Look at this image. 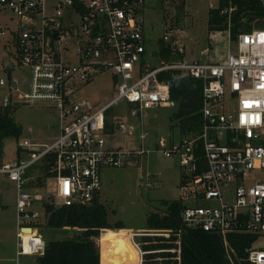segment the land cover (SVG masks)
<instances>
[{
  "label": "built area",
  "instance_id": "1",
  "mask_svg": "<svg viewBox=\"0 0 264 264\" xmlns=\"http://www.w3.org/2000/svg\"><path fill=\"white\" fill-rule=\"evenodd\" d=\"M144 1L0 0V11L17 17L11 29L0 24V35L9 34L18 65L30 70L27 89L11 75L1 105L43 103L55 109L60 121V131L50 142L19 141L17 152L25 150L26 156L0 165V172L17 186L16 254L44 252L40 230L44 202L88 204L99 194L103 167L136 164L151 150L144 113L174 104L168 82L159 75L175 69L202 81L198 131L154 140L164 156L179 159L178 199L185 203L182 226L217 233L232 264L230 235H252L247 259L250 264H264V28L254 26L231 40L228 27L226 39L235 43V50L218 61H201L185 57L179 30L171 23L161 41L177 59L149 66ZM232 10H220L227 13L228 26ZM105 69L113 72L116 97L98 108L78 99L75 93L81 84ZM0 84L5 81L0 79ZM122 99L138 119L137 128L107 118L106 111ZM106 127L111 133L115 128L125 134L136 132V138L131 145H109ZM36 163L44 169L39 176L51 174L44 180L46 198L22 190L28 167ZM142 177L146 186H153L150 171L142 170ZM198 200L206 204H195ZM127 234L135 264H181V242L174 229H129ZM143 237H161L172 245L146 248Z\"/></svg>",
  "mask_w": 264,
  "mask_h": 264
},
{
  "label": "rangeland",
  "instance_id": "2",
  "mask_svg": "<svg viewBox=\"0 0 264 264\" xmlns=\"http://www.w3.org/2000/svg\"><path fill=\"white\" fill-rule=\"evenodd\" d=\"M48 4L52 0H47ZM218 4V0H145L143 13L145 17V61L149 66H156L162 60L161 38L166 26L172 21L179 30V36L184 44L185 57L204 61L208 59L209 47L208 19L209 10ZM51 9L48 7V12ZM17 17L9 11H0V24L11 29ZM252 26H257L252 21ZM227 36H217L215 54L235 50V43L226 39ZM232 40V39H231ZM177 59V58H176ZM7 66L11 67V75L17 78L22 89H27L30 81V70L27 66L18 65L15 49L8 33L0 35V79L5 84H0V105L9 92ZM117 95V86L112 70L105 69L94 74L93 78L81 84L75 96L78 99L89 101L95 108L110 102ZM173 107H157L147 109L144 113V129L150 138L151 150L141 157L136 164L124 166H106L101 170L102 183L100 186V201L108 209L109 222L122 221L127 228L142 229L147 227L146 216L150 211H162L165 206L162 200H171L179 197L181 167L177 156H164L162 150L156 147L153 138L164 136L170 139L179 137L176 128L172 127L173 121L169 115ZM12 116L22 126L18 137L8 136L0 140V165L9 164L17 157H25L26 151L17 152L18 142L24 139L35 142H50L60 131V121L57 112L43 103H30L15 105ZM110 121L123 120L136 128L138 119L131 116L129 103L122 99L110 107L107 115ZM109 145L133 144L136 132L125 134L117 128L111 133L104 134ZM142 170H148L154 175L152 187L145 184ZM44 172L40 163L28 167L26 181L22 190L40 193L47 197V188L36 184V177ZM47 186H50L48 184ZM17 186L7 174L0 172V264H36L35 254H16V208L15 200ZM195 204H206L198 200ZM107 230V229H106ZM42 234L47 239L74 238L82 229L80 228H50L42 226ZM107 236L114 235L121 230H113V234L103 233ZM127 233V230H122ZM98 243L100 246V238ZM129 237V235H128ZM123 239V238H122ZM122 239L114 240L116 244ZM128 240V239H127ZM129 243V242H128ZM114 244V243H113ZM130 245V243H129ZM114 249V245H112ZM129 252L133 249H129ZM114 255V254H111ZM114 258V256H113ZM127 260L125 259V262ZM114 263L124 264L122 260L114 258Z\"/></svg>",
  "mask_w": 264,
  "mask_h": 264
},
{
  "label": "trees",
  "instance_id": "3",
  "mask_svg": "<svg viewBox=\"0 0 264 264\" xmlns=\"http://www.w3.org/2000/svg\"><path fill=\"white\" fill-rule=\"evenodd\" d=\"M233 7L230 12V26L227 23V13H221L222 8ZM252 21L257 22L259 28H264V3L262 0H219L218 6L209 10L208 29L209 60L218 61L226 53L215 54L217 36L226 37V29H230V37L234 40L238 33L247 32L252 27ZM175 24L174 21H172ZM161 42L163 61L177 58L169 47ZM159 77L168 82L170 97L174 104V111L169 115L179 136L193 135L201 125L202 81L184 74L179 70H167ZM166 107V106H165ZM14 105L3 107L0 105V140L8 136L18 137L22 126L13 116ZM106 111V116L108 115ZM108 117V116H107ZM51 174L47 171L35 181L38 186L44 185V180ZM165 208L162 211H150L146 216V228H172L179 232L181 242V264H232L225 251L221 237L211 231L203 229L185 228L180 221V214L185 203L180 199L162 200ZM44 214L40 224L50 228H80L82 231L74 238L47 239L42 254L36 256V264H101V245L99 250L98 237L114 229L126 227L122 221L109 222L108 209L100 201L99 194L88 204H72L56 206L50 201L43 203ZM107 229V230H106ZM42 232V231H41ZM44 236V235H43ZM45 239V238H44ZM254 237L247 234H232L229 242L233 250L234 264H250L247 259L246 248ZM144 240L148 242L144 243ZM143 246L152 248L170 247L161 237H143ZM166 255V253H161ZM122 263L125 258L121 257Z\"/></svg>",
  "mask_w": 264,
  "mask_h": 264
},
{
  "label": "crops",
  "instance_id": "4",
  "mask_svg": "<svg viewBox=\"0 0 264 264\" xmlns=\"http://www.w3.org/2000/svg\"><path fill=\"white\" fill-rule=\"evenodd\" d=\"M157 137H159V136H157ZM157 137L153 138V140H155ZM99 197H100V190H99ZM15 208H16V200H15ZM129 229H132V228L124 227L121 229H115V230H121V231L116 232V234H118V235H116V234H114V235H116V236L122 235L124 237L122 239V243H120V244H116L114 241H110V240L109 241H107V240L103 241L102 236H101L100 245H101V263L102 264H116V263H114L115 257L118 258V260H120L121 257H124L127 260L126 262H124V264H135V253L134 252L131 253V251L130 252L128 251L129 249H131V246L129 245L130 242L128 239V234L122 232V230H129ZM109 233L113 234L115 232H109ZM112 245L115 246L114 249H113ZM16 251H17V248H16ZM111 254H114V255H111ZM113 256H114V258H113Z\"/></svg>",
  "mask_w": 264,
  "mask_h": 264
},
{
  "label": "water",
  "instance_id": "5",
  "mask_svg": "<svg viewBox=\"0 0 264 264\" xmlns=\"http://www.w3.org/2000/svg\"><path fill=\"white\" fill-rule=\"evenodd\" d=\"M262 1L264 3V0H262ZM7 69H8L7 70V78L9 79L11 77V70H10L9 66H7ZM26 104H28V103L27 102H15L14 106L15 105H26ZM105 132H107V133L111 132V127H106ZM99 250H100V246H99Z\"/></svg>",
  "mask_w": 264,
  "mask_h": 264
},
{
  "label": "bare ground",
  "instance_id": "6",
  "mask_svg": "<svg viewBox=\"0 0 264 264\" xmlns=\"http://www.w3.org/2000/svg\"><path fill=\"white\" fill-rule=\"evenodd\" d=\"M102 235H103L102 236L103 241H105V240H107V241H109V240L110 241H114L117 238H120V239L124 238L122 235L116 236L118 234H116V235H110V236H107L106 234H102Z\"/></svg>",
  "mask_w": 264,
  "mask_h": 264
}]
</instances>
